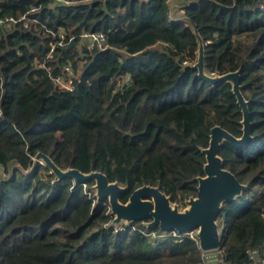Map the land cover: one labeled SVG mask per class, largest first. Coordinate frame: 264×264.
Returning a JSON list of instances; mask_svg holds the SVG:
<instances>
[{"label": "trees", "instance_id": "1", "mask_svg": "<svg viewBox=\"0 0 264 264\" xmlns=\"http://www.w3.org/2000/svg\"><path fill=\"white\" fill-rule=\"evenodd\" d=\"M176 1H192L180 11L201 35L205 72L240 70L250 138L223 141L218 154L246 187L218 221L222 259L249 264V249L264 257V0ZM170 4L0 0V264H204L192 239L142 221L111 226L93 180L58 181L44 164L20 169L42 152L126 186L121 202L142 185L182 205L196 196L211 128L240 137L242 112L230 83L198 75V38ZM97 31L101 48L81 37ZM66 66L71 90L53 80Z\"/></svg>", "mask_w": 264, "mask_h": 264}, {"label": "water", "instance_id": "2", "mask_svg": "<svg viewBox=\"0 0 264 264\" xmlns=\"http://www.w3.org/2000/svg\"><path fill=\"white\" fill-rule=\"evenodd\" d=\"M192 1L171 0L170 17L174 20H183L192 24L194 33L199 41L197 60L192 64L198 69V75L212 83L220 82L231 84V90L235 94L237 103L241 108L242 134L235 137L220 125L211 128L209 144L202 149L205 155L204 175L197 178L196 196H190L185 200L187 207L180 210L170 197L155 185H142L132 191L126 202L119 200V194L126 186L117 181H109L101 171L81 172L76 168L62 169L54 161L42 152L33 157V164L24 173L34 170L38 164L47 165L57 180L70 178L74 183L93 180L97 201L107 198L112 220L111 226L118 227L121 223L130 225L134 221H142L147 227H158L164 231L175 230L178 232L196 229L198 247L203 253H211L220 248V226L218 215L225 201L234 200L240 196L245 184L241 183L229 170L223 168L222 157L218 154V147L223 141L235 145H244L250 138V114L248 101L241 92L240 70L224 74L209 75L204 70V44L198 29L191 20L180 11L181 7ZM73 44V40L71 41ZM16 163L9 164L11 170ZM6 177L4 171L0 173Z\"/></svg>", "mask_w": 264, "mask_h": 264}, {"label": "built area", "instance_id": "3", "mask_svg": "<svg viewBox=\"0 0 264 264\" xmlns=\"http://www.w3.org/2000/svg\"><path fill=\"white\" fill-rule=\"evenodd\" d=\"M56 1H61V0H56ZM81 37L89 43L90 47H94V45H96L97 47L101 48L104 46V43H105V34L101 31L84 32L81 34ZM65 71H66L65 77L61 76V75L55 76L53 78V80L57 85L71 90L73 88V83L71 80V75L73 72L69 66L65 67ZM149 234L153 237L157 236V234L154 231H152ZM159 235L160 236L170 235L176 241H179V242L182 241L184 238H189V239L196 241V243L198 244V240L196 237V229L186 230V231H182V232L170 230V231H165ZM246 252L248 253V257L250 259L249 264H264V257L261 255V252L258 249H249ZM214 253H216V255H217L216 260H217L218 264H229L222 259L220 248H219V250L214 251ZM203 254L205 255L204 264H209L207 262V255L210 253H203Z\"/></svg>", "mask_w": 264, "mask_h": 264}, {"label": "crops", "instance_id": "4", "mask_svg": "<svg viewBox=\"0 0 264 264\" xmlns=\"http://www.w3.org/2000/svg\"><path fill=\"white\" fill-rule=\"evenodd\" d=\"M216 258H217L216 253L212 252V253L207 255V262L209 264H218Z\"/></svg>", "mask_w": 264, "mask_h": 264}, {"label": "rangeland", "instance_id": "5", "mask_svg": "<svg viewBox=\"0 0 264 264\" xmlns=\"http://www.w3.org/2000/svg\"><path fill=\"white\" fill-rule=\"evenodd\" d=\"M82 42H80V44H81ZM79 45V44H78ZM94 189V188H93ZM94 195H95V192H94ZM176 203V202H175ZM177 204V206H178V208L180 209V210H183L185 207H187V204L186 203H184V205H182V204H180V203H176ZM143 223V222H142Z\"/></svg>", "mask_w": 264, "mask_h": 264}]
</instances>
